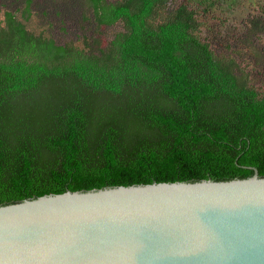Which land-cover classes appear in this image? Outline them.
Wrapping results in <instances>:
<instances>
[{
	"label": "trees",
	"instance_id": "trees-1",
	"mask_svg": "<svg viewBox=\"0 0 264 264\" xmlns=\"http://www.w3.org/2000/svg\"><path fill=\"white\" fill-rule=\"evenodd\" d=\"M225 1L71 0L98 34L83 26L82 45L32 31V0L25 21L20 8L6 10L0 205L67 190L246 178L254 168L264 176V87L203 35L211 18L226 23ZM249 4L258 3L240 7ZM116 25L103 45L102 27Z\"/></svg>",
	"mask_w": 264,
	"mask_h": 264
},
{
	"label": "water",
	"instance_id": "water-1",
	"mask_svg": "<svg viewBox=\"0 0 264 264\" xmlns=\"http://www.w3.org/2000/svg\"><path fill=\"white\" fill-rule=\"evenodd\" d=\"M254 170L0 205V264H264V176Z\"/></svg>",
	"mask_w": 264,
	"mask_h": 264
},
{
	"label": "rangeland",
	"instance_id": "rangeland-1",
	"mask_svg": "<svg viewBox=\"0 0 264 264\" xmlns=\"http://www.w3.org/2000/svg\"><path fill=\"white\" fill-rule=\"evenodd\" d=\"M254 1L258 4H249L241 8L242 0H226L220 7V17L225 19L226 23L218 18H211L203 35L210 39L218 53L231 54L250 73L254 85L263 88L264 13L259 3H263L264 0ZM25 3L26 0H0V27L4 23L6 10L16 11L20 8L18 16L24 20L22 11ZM70 3L71 0H32L31 17L24 21L32 31L44 32L60 43L72 40L81 44L84 35L83 26L93 28L92 31L88 29L90 34H96L97 31L92 21L83 20L80 4L67 5ZM120 29V25L102 27L103 45H106L107 41L114 37L113 34ZM229 42L232 47L227 45Z\"/></svg>",
	"mask_w": 264,
	"mask_h": 264
}]
</instances>
